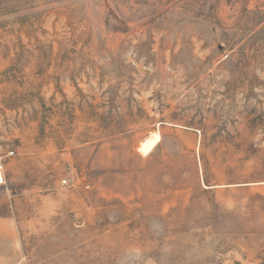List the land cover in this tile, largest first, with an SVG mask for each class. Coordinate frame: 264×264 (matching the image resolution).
Returning <instances> with one entry per match:
<instances>
[{
	"label": "rangeland",
	"instance_id": "374dc122",
	"mask_svg": "<svg viewBox=\"0 0 264 264\" xmlns=\"http://www.w3.org/2000/svg\"><path fill=\"white\" fill-rule=\"evenodd\" d=\"M0 171L22 264H264V0H0Z\"/></svg>",
	"mask_w": 264,
	"mask_h": 264
},
{
	"label": "crops",
	"instance_id": "0c3cea01",
	"mask_svg": "<svg viewBox=\"0 0 264 264\" xmlns=\"http://www.w3.org/2000/svg\"><path fill=\"white\" fill-rule=\"evenodd\" d=\"M0 264H22L19 232L11 217L0 216Z\"/></svg>",
	"mask_w": 264,
	"mask_h": 264
},
{
	"label": "built area",
	"instance_id": "2783aa9c",
	"mask_svg": "<svg viewBox=\"0 0 264 264\" xmlns=\"http://www.w3.org/2000/svg\"><path fill=\"white\" fill-rule=\"evenodd\" d=\"M73 180L72 179H64L63 180V183L65 184V185H71V182H72Z\"/></svg>",
	"mask_w": 264,
	"mask_h": 264
},
{
	"label": "bare ground",
	"instance_id": "6f19581e",
	"mask_svg": "<svg viewBox=\"0 0 264 264\" xmlns=\"http://www.w3.org/2000/svg\"><path fill=\"white\" fill-rule=\"evenodd\" d=\"M0 181H1V171H0Z\"/></svg>",
	"mask_w": 264,
	"mask_h": 264
}]
</instances>
